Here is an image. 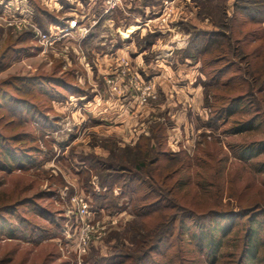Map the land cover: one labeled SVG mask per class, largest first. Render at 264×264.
Instances as JSON below:
<instances>
[{
  "label": "rangeland",
  "instance_id": "1",
  "mask_svg": "<svg viewBox=\"0 0 264 264\" xmlns=\"http://www.w3.org/2000/svg\"><path fill=\"white\" fill-rule=\"evenodd\" d=\"M23 1L28 6H24ZM23 1L0 0V103L7 106L10 103V98L7 96L24 95L26 96L24 99L30 103H35L37 109L47 111V119L51 121V125L43 131L37 123H25L27 131H31L36 136L42 149L38 160L39 165L32 169L14 170L10 173L0 170V182L2 183L0 186V201L11 200L15 202L16 214L4 215L24 231H26V226L21 225L19 222L20 217H25L28 221H40L35 216L39 207L46 210L47 208L48 210L52 209L58 216L59 224L57 228L54 227L55 235L51 238L11 240L0 235V264L8 259L13 260L12 264H98L100 258L109 256L115 251L135 254L142 243L141 224L146 223V221L142 222L140 216H136L135 203L137 201L135 196H126L120 200L113 199L117 201L115 206H107L104 211L103 207H98L95 211L93 204L95 198L92 194L95 170L91 169L83 160L88 157L90 162L93 163L95 162V156L108 158L111 147L132 150L131 148L137 142H132L131 138L125 135L123 137L122 133H108V130L102 131L93 125L95 123L92 118L93 111L91 108L93 106L89 101L91 102L94 99L92 86L86 79V68H95V55L90 51L97 44L98 37L100 36L101 39V35H108L111 30L105 18L107 15L112 14V11L109 10V12L102 7L104 6L103 1L106 3L107 0H97L94 11L99 14H97V18L95 16V19L90 21L95 20L94 30L99 36L86 42V48H88L86 50L79 47L80 45L77 46L76 43L73 44L72 40H78V43L82 44L92 27L79 25L71 31H65L64 28L57 26L61 29L60 34L65 33V35L61 38V43L55 48L45 49L43 44L35 37L32 40L21 42V45L31 49L39 46L38 51H29L31 54L28 52L17 53L13 50L14 47H17V39L22 37L21 34H25L29 30L36 32V29L43 31L35 20L33 6L28 0ZM38 1L47 10L59 12L61 17L67 15L64 10H61L59 0ZM188 1L192 2L193 0H181L178 8L185 7ZM238 1L240 5L256 6L258 0ZM122 2L118 0V5L115 8L117 9ZM235 2L236 0H214L205 5L203 4L206 9L203 12L202 19L208 21L217 29V25L225 19L223 9L226 8L227 16L231 17L235 10ZM137 9L138 7L136 11ZM28 10L33 13V15L30 14L32 16V21L29 20L31 23L13 21L14 16H17V18L20 15L28 17ZM137 16L139 15H134L133 19ZM138 18L141 22L144 21L143 16ZM120 19L123 20V17ZM102 20L101 26L98 27L99 21ZM235 24V36L243 37L248 31L250 35L244 44L236 45L238 47L236 58L229 57L228 59V63L233 62L234 64L231 70L224 74L222 81H226L234 73L242 74L240 70L238 72L239 68L247 69L246 61L240 62L243 50L246 54L256 47L264 45V39H259V35L264 34L263 30L260 29L262 26L245 22L244 18L240 17L236 19ZM52 29H54V26L50 27L51 31ZM84 30H87L86 34H83ZM242 30L243 36L240 34ZM67 38L69 39L66 40ZM8 46L11 47L10 50H8ZM241 47H243L242 50ZM71 68L75 70V78L84 86L87 93L79 96L71 95L68 101L60 102L54 99L50 102L46 95L47 91L49 93L63 91L59 84H52V86L51 83L46 82L44 92L39 89V84L36 83L31 85L30 89L29 85L22 84L20 81L14 82L13 85L4 84L8 83L7 80L13 81V75L50 74L56 73L55 70L58 72L56 75H61L62 71ZM241 82L244 86L250 84L246 77ZM104 83L107 85L106 78ZM15 87H23V90L28 91V94L18 93ZM5 91H7L6 96ZM226 95L225 97H228L227 103H229L228 100L238 96L239 93ZM242 98L244 100L242 105L245 106L244 111L237 112L233 118L246 120L253 117L255 113H260L259 118L256 119V124L261 123V126L255 131L227 138L220 133L221 130H212L208 127V130L202 129L199 133L195 131L194 133L197 136H194L192 140L185 137L183 144L179 146L173 143L175 149H179L178 151L173 150L167 139V145L164 147L168 151L180 152L184 149L190 155L191 158L188 157V159L192 162V166L189 172H186V169L184 171L187 176H192V179H190L187 186L178 189L173 195L180 207L179 209L169 210L172 213H179L174 233L169 237V240L166 239L161 243V248L158 251L148 254L147 264H158L159 262L160 264L164 262L166 264H207L200 250L202 247L199 245L202 236H204L205 243H208L210 236L209 219L205 216L211 215L212 219L213 216L216 217L215 214L218 212L234 210L238 213L242 209L256 210L257 206L258 209L264 211V169L263 171H257L255 168L258 164L263 165L264 168V151L255 158L256 162L253 166L250 163L244 164L238 160L235 154H232L229 146L243 143L248 145L250 142L257 144L258 141L262 142L260 140L264 139V92L262 94L255 92L251 95L246 92ZM208 99L210 102L215 103L212 91L209 93ZM216 104L220 106L222 102ZM252 105L255 110L257 108L256 112L248 111V107ZM204 106L206 107L205 102ZM206 108L210 112L211 109ZM6 109V107H3L0 110V116L5 113ZM166 119H168L166 116L151 119L148 124L146 123L145 134H149L151 124L166 121ZM5 121L0 124V128H3V130L6 125ZM14 130H16L14 125L8 126L4 133L10 135ZM134 135H137V132H134ZM14 145L21 147L22 142ZM201 159L202 165L198 162ZM166 161L167 158L163 157L159 163H165ZM178 177L179 175L176 178ZM81 186L85 188L80 191ZM79 196H83L90 206L89 214L85 217L89 226V230L85 234V236L88 235L85 244H82L83 232L81 231L82 227H80L81 220L78 205L75 202V199ZM156 197V194H153L151 200L153 201ZM24 198L27 200L21 201ZM147 219L149 220V218ZM182 219L185 220L183 228L180 226ZM259 220H264V218L259 216ZM214 221L220 227L233 224L228 238L223 241L221 257L217 259L218 261L215 264H239L246 231L251 222L246 215L232 217L228 214H223ZM152 222L149 225L150 227L159 221L155 218ZM149 226L147 229H149ZM261 228L262 226L258 236L263 238ZM215 233L218 236L222 234L219 233L218 229L215 230ZM261 249L264 250V245ZM163 251L164 253L168 251V256H165ZM132 261L133 258L129 259L127 263Z\"/></svg>",
  "mask_w": 264,
  "mask_h": 264
},
{
  "label": "trees",
  "instance_id": "2",
  "mask_svg": "<svg viewBox=\"0 0 264 264\" xmlns=\"http://www.w3.org/2000/svg\"><path fill=\"white\" fill-rule=\"evenodd\" d=\"M28 1L33 6L35 20L43 31H48L50 24L65 25V20L60 16L59 12L47 10L38 0ZM59 1L65 7L71 5L67 0ZM193 1L198 8L199 17L203 18V12L206 9L204 5L214 0ZM256 3V6L240 5L239 1L236 0L234 4L235 10L231 17L227 16L226 8L223 9L225 19H223L222 23L217 25V29L207 30L186 23H180L182 28L190 33L189 43L186 49L183 50V56L192 58L194 61H199L201 63V71L206 77L203 81L205 103L206 107L211 109L206 126L212 130H221L220 133L227 138L233 135L251 133L261 126V123L256 124V119L259 118L260 113H255L253 117L246 120H237L234 119L233 116H235L237 112L244 111L245 106L242 105L244 104L242 98L244 93L248 92L251 95L255 94V92L257 94H262L264 92V45L262 44L246 54H244L243 50L240 62L246 61L247 69L239 68L238 72L241 71L242 74L234 73L229 79L222 81L224 74L228 73L234 64L233 62L231 64L228 63L229 57L236 58L238 44H244L250 35L248 31L246 35L243 36L242 30L240 34H242L243 37L235 36L234 29L236 19H238V17L244 18L245 22L262 26L260 29L264 32V0H258ZM21 35L22 37L17 39L18 45L14 47L13 51L17 53H29V51L33 52L34 50H39V46L31 49L30 47L21 45V42L35 38V32L33 30H29ZM158 35L160 34L149 33L145 36V40L151 44V41ZM263 35L264 34L259 35V39L263 40ZM10 48L11 47L8 46V50H10ZM242 48L243 47H241V50ZM55 72L58 73L56 70ZM56 73H33L26 76L13 75V81L7 80L6 82L8 83L4 84L13 85L14 82L20 81L22 84L29 85L28 87L30 89L31 85L36 83L39 84L38 87H40L39 89L43 92L46 88V82L51 83V85L59 84L63 91H59L58 93L46 92L50 102L54 99L60 102L68 101L71 95L79 96L87 93L84 86L75 78L74 69H66V71H62L61 75H56ZM244 77L248 78L250 81V84L247 86H244L241 82ZM247 87L249 88L248 90ZM15 90L20 94H28V91H24L23 87H15ZM211 91L213 92L215 103L210 102L208 99V95ZM6 92L7 91H5V96L7 95ZM236 93H239V95L234 98L232 97V99L228 100L229 103H227L228 97H225L227 96L226 94L230 95ZM7 97L10 98L9 102L11 104L9 103L10 105L4 106V104L2 105L0 103V110H2L3 107L7 108L5 113L0 116V124L8 119L5 121L6 125L4 126V130L12 125L15 126L16 130L10 135H6L3 128H0V170L10 173L14 170L32 169L39 165L38 160L42 149L37 142L36 136L31 131H27V125H25V123H37L38 127L45 131L46 128L50 127L51 121L47 119V111L37 109L35 103H30L24 99L26 96L9 95ZM219 102H222L220 106L216 104ZM248 108V111L251 110L252 112H256L257 110V108L256 110L253 108V105ZM170 125L171 122L169 119L151 124L149 127V134H142L138 138L135 146L131 148L132 150L111 147L108 158L95 156V162L93 163L90 162L88 157L83 159L91 169L95 170V176L98 177V184L101 191H93L95 207L115 206L117 204L115 200L119 199L121 196H135L137 201V203H135L136 216H140L142 222L146 221V223L141 224L142 231H140V235L142 237V243L137 253L131 254L115 251L109 256L100 258L98 264H147L149 260L148 254L156 250L158 251V249L161 248V243L166 239L169 240V237L174 233L179 213H172V211L169 210L180 208L173 195L178 189L187 186L190 179H192V176H187L185 173V171L189 172L192 162L188 159L190 155L186 150L183 149L180 152H174L172 150L168 151L164 147L168 142V128ZM263 140H260L262 142L258 141L257 144L250 142L248 145L243 143L236 146H229L232 154H235L238 160L244 164L250 163L254 166V162H256L255 158L264 151ZM18 142H22L21 147L14 145ZM133 152L135 153L133 154ZM163 157H166L167 161L165 163H159ZM198 162L202 165V159L201 161L198 160ZM255 168L257 171H263L264 169L263 165L259 164ZM177 175H179L178 178H176ZM1 184L0 182V186ZM199 184H201V182H199ZM105 188L106 192L103 193L102 190ZM115 189L121 191L118 197H115L113 194ZM153 194H156L157 197L152 201L151 196H153ZM25 200L27 199L24 198L21 201ZM14 203L15 202L11 200H6L4 202L0 201L1 236L11 240H26L29 238L40 240L41 238H51L55 235L54 227H58L59 219L52 209L48 210L47 208L46 210L39 207V209L36 210L35 216L38 218L37 220L40 221H28L25 217H20L21 220L19 219V222L21 225L23 224L26 226V231H24V229L16 226L4 215L16 214ZM258 208L257 206L256 210L242 209L238 213L234 210L218 212L215 214L216 217L214 218L213 216L212 219L210 217L211 215L205 216V218L209 219L208 228L210 229V236L208 238V243H205L204 236H202L199 240V245L202 247L200 250L207 264H215L218 261L217 259L221 257L223 241L228 238V235L232 231L233 224L220 227L215 223L214 220H216L217 217H221L223 214H228L232 217L246 215L251 222L246 231L239 264H264V250L261 249L264 245V220H259V216L264 218V211ZM152 214L154 215L152 216ZM147 218H149V220ZM155 218H157L159 222L150 227V223L152 224ZM184 222V219L180 222L182 228L184 227ZM148 226L149 229H147ZM261 226V230H263L261 231V236L263 238L258 236ZM216 229H218L219 233H222L221 236L215 233ZM167 254L168 251L164 253L165 256H168ZM131 258H133V261L127 263ZM12 262V259H8L7 261L4 260V263H2L12 264ZM158 264H160V262ZM163 264L166 263L164 262Z\"/></svg>",
  "mask_w": 264,
  "mask_h": 264
},
{
  "label": "crops",
  "instance_id": "3",
  "mask_svg": "<svg viewBox=\"0 0 264 264\" xmlns=\"http://www.w3.org/2000/svg\"><path fill=\"white\" fill-rule=\"evenodd\" d=\"M67 1L71 4L67 7L59 2L61 10L67 14L62 17L65 25L50 24L48 31L52 26L54 28L60 26L65 31H71L79 25L92 27L88 39L86 38L82 44L78 43V40H72L73 44L76 43L86 50L88 49L86 42L99 36L94 30L95 20L90 21L95 19V16L98 17L99 13L94 11L97 0ZM121 2L120 6L123 7L112 9V14L105 18L111 29L108 35H101V39L99 36L97 44L91 48L90 52L95 55V68H86V79L92 86L94 99L89 101L93 106L91 108L92 118L95 121L93 125L102 131L108 130V133H122L123 137L127 136L135 142L139 136L145 134L146 123L148 124L151 119L166 116L171 122L168 128L169 144L174 151H178L174 144L176 146L183 144L185 137L192 140L197 136L195 131L199 133L202 129L208 130L206 122L209 118V112L204 106L203 81L206 77L201 71L199 61L183 56V50L189 43L190 33L185 31L180 23L207 30L215 27L199 17L194 1H188L185 7L181 6L175 10L177 16L171 24L162 26L160 31H153L148 27H142L138 17L143 16L144 19L155 17L161 9L163 0H121ZM103 5L102 7L106 9L107 4L104 1ZM134 15L139 16L133 19ZM121 17L123 20L120 19ZM102 22L103 20L99 21L98 27ZM149 33L160 35L149 44L145 40V36ZM123 59L131 61L138 72L152 83L158 94L156 99H152L147 104L140 103L136 92L125 81L121 83L120 91L114 93L109 91L104 79L116 73ZM134 132H137V135H134ZM92 185L94 192L101 191L97 176ZM83 188L85 187L81 186L79 190ZM102 192L105 193L106 188ZM120 193V190L115 189L113 194L118 197ZM123 197L121 196L119 200ZM93 204L95 206V203ZM105 207L107 206L103 207V211L106 210Z\"/></svg>",
  "mask_w": 264,
  "mask_h": 264
},
{
  "label": "built area",
  "instance_id": "4",
  "mask_svg": "<svg viewBox=\"0 0 264 264\" xmlns=\"http://www.w3.org/2000/svg\"><path fill=\"white\" fill-rule=\"evenodd\" d=\"M180 1L181 0H163L158 14L155 17L144 19V21L141 22V26L148 27L153 31H160L162 26L171 24L177 16L175 15V10L178 8ZM23 3L25 4L24 6H28L26 2L23 1ZM106 4V10L109 11L118 5V0H107ZM28 12V17H22L20 15L17 18V16H14L13 21L17 23H31V15H33V13L30 10H28ZM60 30V28H54L52 31L49 30L47 32L36 29L35 37L43 44L45 49L55 48L61 43V38H63L65 35V33L60 34ZM86 33L87 30H84L83 34ZM124 81L136 92L140 103L147 104L150 100L157 98V94L152 83L147 81L134 67L133 63L128 59L121 60L120 66L116 73L106 77L107 86L111 93L120 91L121 83ZM75 202L78 205V212L81 220L80 227H82L81 231L83 232L82 244H85L86 240L88 239L86 238L88 235L85 236V234L89 230V226L86 223L85 217L89 214L90 206L83 196L77 197Z\"/></svg>",
  "mask_w": 264,
  "mask_h": 264
}]
</instances>
